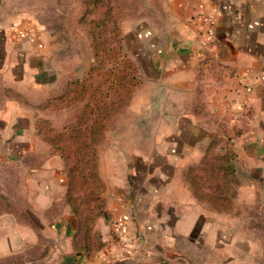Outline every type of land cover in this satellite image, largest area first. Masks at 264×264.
Listing matches in <instances>:
<instances>
[{
	"label": "crops",
	"instance_id": "obj_1",
	"mask_svg": "<svg viewBox=\"0 0 264 264\" xmlns=\"http://www.w3.org/2000/svg\"><path fill=\"white\" fill-rule=\"evenodd\" d=\"M165 1L163 19L122 31L140 82L97 143L107 218L95 209L88 220L68 199L66 162L52 142L84 104L66 101L72 79L49 66L43 34L0 0V194H25L27 226L0 214V256L31 254L41 232L44 256L34 264L264 257V0ZM206 13L208 48L199 42Z\"/></svg>",
	"mask_w": 264,
	"mask_h": 264
},
{
	"label": "rangeland",
	"instance_id": "obj_2",
	"mask_svg": "<svg viewBox=\"0 0 264 264\" xmlns=\"http://www.w3.org/2000/svg\"><path fill=\"white\" fill-rule=\"evenodd\" d=\"M165 2V0H98L97 2H92V0H5L11 11L18 14L20 19L28 21V24L43 34L44 53L42 54L51 58L49 66L52 70L58 71L61 76L67 74L72 80H77L69 85L66 101L71 103L79 99L83 104L89 99L90 91L105 80L108 70L112 68L114 71H118V69L130 70L135 72L139 78L132 52L122 40V31L129 29L128 27L139 21L149 20L157 23L159 19H163L160 15L162 11L164 13L166 10ZM109 13L112 18L107 22ZM129 24L130 26H128ZM128 38V40L132 39L131 34H128ZM95 47H97L100 57L96 62L93 61ZM123 55H126L132 63L127 69L124 68L125 64L120 61ZM113 57L117 62L119 61L115 66L112 63ZM93 65L97 67L95 72L90 71V67ZM82 86L87 88L84 90L83 97L77 98L76 92L80 91ZM102 87L104 88V86ZM128 102L129 100L111 113L107 121L112 124L122 119L121 112ZM76 105V109H78L80 104ZM72 112L74 113V106H72ZM42 129L43 127L40 128V131ZM60 145L67 146L62 142ZM54 149L60 150L56 146ZM20 156L17 163L21 174L22 168L27 164L25 163L27 154L21 153ZM68 163L71 165L72 161ZM66 170L69 176V201L77 212L85 213L88 216L87 219L92 220L96 216L95 209L102 207L100 186H97L96 183L92 186L90 184L81 185L78 178L70 177L68 165ZM21 182L23 181L20 176L18 183ZM13 194L15 200H9L8 196L0 194V214L12 211L21 221L22 229L27 228L24 223L26 211L23 207L26 203V196L21 191L13 192ZM6 227L3 228V231L9 229L8 224ZM39 236L42 241L40 238V243L30 246L31 254L1 255L0 264H34L40 259L42 261L44 254L40 253L43 248L41 243H45V241H43L44 237L41 232H39ZM259 264H264V257L259 258Z\"/></svg>",
	"mask_w": 264,
	"mask_h": 264
},
{
	"label": "trees",
	"instance_id": "obj_3",
	"mask_svg": "<svg viewBox=\"0 0 264 264\" xmlns=\"http://www.w3.org/2000/svg\"><path fill=\"white\" fill-rule=\"evenodd\" d=\"M97 1L92 0V2ZM110 18H112V15L109 13L107 22H109ZM95 48L93 61L96 62L100 57L97 47ZM120 61L125 64L124 68L126 69L132 64L126 55H123ZM112 63L115 66L119 61L117 62L116 58L113 57ZM96 68L93 65L90 67V71L95 72ZM76 81L72 80L69 84H73ZM139 82L140 79L136 76L135 72L133 73L130 70L118 69V71H114L113 68L108 70L105 80L101 81L100 84L90 91L89 99L83 105L77 122L66 132L55 131L53 133V146L60 149V154L66 162L65 165H68L70 177L78 178L81 185L90 184L92 186L96 183L97 186H100V190L102 189V182L99 180L96 169L97 143L104 135L105 125L111 113L118 110L130 99L134 88ZM85 88L87 87L82 86L81 90L76 92L77 98L83 97ZM60 142L67 146H61ZM70 161H72L71 165L68 163ZM98 212H102L107 218V212L103 211L101 207L98 209Z\"/></svg>",
	"mask_w": 264,
	"mask_h": 264
},
{
	"label": "built area",
	"instance_id": "obj_4",
	"mask_svg": "<svg viewBox=\"0 0 264 264\" xmlns=\"http://www.w3.org/2000/svg\"><path fill=\"white\" fill-rule=\"evenodd\" d=\"M202 19L204 21V27L202 30V37H200L199 42L202 46L208 48L214 39V28L212 26L213 16L211 13L203 14Z\"/></svg>",
	"mask_w": 264,
	"mask_h": 264
}]
</instances>
